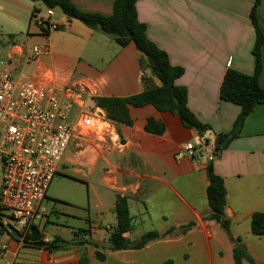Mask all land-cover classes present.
<instances>
[{
  "label": "crops",
  "instance_id": "1",
  "mask_svg": "<svg viewBox=\"0 0 264 264\" xmlns=\"http://www.w3.org/2000/svg\"><path fill=\"white\" fill-rule=\"evenodd\" d=\"M69 1L81 12L104 16L111 15L114 3V0ZM26 2L28 0H0V13L21 21L23 9L31 13L34 8L27 7ZM252 4L253 0L136 2L137 18L146 28V37L167 54L172 66L183 69L176 85L186 89L188 109L209 130L204 135L207 142L203 144L194 131L182 126L176 115L159 112L152 106L129 107L132 125L114 124L117 137L113 140L118 142L110 144L108 149L95 142L73 140L69 144L56 175L84 181L83 185L97 199L96 206L103 208L99 219H113L115 197L122 195L128 198L132 220V228L125 237L134 243L147 232L159 234V238L140 250L116 251L128 256L121 264L131 263L133 255L147 256L171 243L182 242L191 247L196 238L204 243L207 264H213L214 253L217 264H234L236 246L242 247L255 264H264V235H253L250 227L253 214H264V105L255 107L244 121L240 135L213 159V171L223 180L226 190L229 235L218 223L208 220L210 208L205 194L204 167L213 156L215 137L229 133L240 113L239 106L220 99L224 74L228 69L247 75L254 72L255 30L249 20ZM256 15L264 38V0ZM58 19L62 27L43 34L42 27L29 18L25 22L27 31L22 44H17L11 36L4 37V43L0 41V72L9 73L14 79L55 85L82 82L90 87L88 100L129 97L157 85L147 72L146 81L141 80L142 57L132 45L114 47L100 32L64 15ZM59 32L62 34L58 35ZM99 41L105 42L102 49L111 52L110 57L99 58L97 67L85 65L82 60L85 51L97 50ZM29 42L34 43L33 47L50 45V53L33 57ZM66 48L80 54L72 56ZM261 59L259 85L264 90V45ZM66 111L69 118L76 113L75 107L66 106ZM149 118L164 125L163 134L154 135L144 130ZM186 144L194 147L192 157L184 150ZM106 192L113 194L112 201L101 198V193ZM187 225L191 227L182 230ZM114 226L86 223L79 228H90L91 235L108 229L109 242ZM43 228L41 225L42 236ZM170 229L175 230L166 234ZM14 249L12 245V251ZM46 253L55 258L54 253ZM191 259L189 254L183 255L185 263ZM166 261L173 264L170 259ZM101 264H106L105 260Z\"/></svg>",
  "mask_w": 264,
  "mask_h": 264
},
{
  "label": "trees",
  "instance_id": "2",
  "mask_svg": "<svg viewBox=\"0 0 264 264\" xmlns=\"http://www.w3.org/2000/svg\"><path fill=\"white\" fill-rule=\"evenodd\" d=\"M32 3L39 2L46 8L59 10L67 19L76 20L88 29L100 32L108 36L119 48L132 45L138 54L141 55L143 72H147L150 78L159 80V84L148 91L141 92L129 97H92L88 103L94 108H99L105 113L106 118L114 124L126 126L132 125L129 116V107L142 108L152 106L159 112H169L176 115L182 126L196 133L203 144H206L204 135L209 128L200 123L187 107V91L184 87L176 85V80L183 74L181 67L172 66L167 54L160 50L146 37V28L140 23L136 13V2L138 0H114L112 13L109 16L97 13H85L77 10L69 0H28ZM262 0H253L249 13V20L255 30V42L252 48L254 57V72L251 75L228 69L223 77L220 87V99L240 107V113L236 118L232 130L229 133L217 134L214 143V153L205 167L204 172L207 180L205 190L206 199L210 208L208 220L219 224L222 230L229 235V221L225 216L226 190L223 180L213 171V159L225 150L229 143L240 135L246 118L254 111L257 105H264V90L259 85V77L262 71L261 49L264 45V38L257 22V10ZM36 9L33 8L30 21L34 17ZM143 82L146 79H141ZM144 130L147 133L161 135L164 132V125L154 119H147ZM0 217L5 216L1 213ZM115 226L109 237V250H140L148 242L159 238L157 232H147L136 242H130L125 234L131 228V217L128 208V198L116 195L114 201ZM3 232L7 233L4 224L0 223ZM184 226L182 230L190 228ZM253 235H264V214L255 213L250 221ZM175 229H170L166 234H171ZM30 235H26L25 243L35 249L44 250L50 254L63 250L71 243L54 237L49 241L41 240L38 243H30ZM82 244V243H81ZM95 257L104 261V255L95 253ZM234 264L247 262L255 264L246 251L236 246L233 250ZM88 264L86 259L82 260ZM79 264V262H78Z\"/></svg>",
  "mask_w": 264,
  "mask_h": 264
},
{
  "label": "built area",
  "instance_id": "3",
  "mask_svg": "<svg viewBox=\"0 0 264 264\" xmlns=\"http://www.w3.org/2000/svg\"><path fill=\"white\" fill-rule=\"evenodd\" d=\"M60 15L63 16L61 12ZM45 16L46 19L32 18L43 34L62 27L54 9L46 8ZM31 52L33 57L48 55L50 45L34 46ZM140 77L146 79L145 72ZM90 94V87L82 82L55 85L14 79L0 72V207L3 215L24 222L18 231L19 239H13L0 226V264H70L56 262L43 250H38L43 256L35 262H17L16 256L21 248L30 247L25 237L31 230L41 234L46 213L42 203L69 144L73 140L95 142L108 149L118 142L113 140L117 137L114 123L105 113L99 108H87ZM66 106L75 107L73 118H69ZM184 150L193 156L191 144H186ZM0 223L3 224L2 217Z\"/></svg>",
  "mask_w": 264,
  "mask_h": 264
},
{
  "label": "rangeland",
  "instance_id": "4",
  "mask_svg": "<svg viewBox=\"0 0 264 264\" xmlns=\"http://www.w3.org/2000/svg\"><path fill=\"white\" fill-rule=\"evenodd\" d=\"M26 5L27 7H34L36 9L35 16L37 18L46 19V7L41 3L28 1ZM54 12L58 17H61L59 10L54 9ZM30 15V11L24 8L21 13V21H16L0 13V41L4 43V39L8 35L15 38L17 44H22L27 31V23L25 22H28ZM61 34L62 32H59L58 35ZM104 37L110 41L111 45L118 47L108 36L104 35ZM104 43L99 41L96 44L97 47L95 48H98V51L95 49L93 51H85V59H82L85 65L87 63L91 67H97L100 63L99 58L107 59L110 57L111 52L106 51L105 48L102 49V46H105ZM33 45L34 43L32 42L28 43L30 49H32ZM67 50L72 56H78L80 54V52L78 53L69 48ZM0 57H2V54H0ZM87 108L92 109L94 107L89 102L87 103ZM1 178L2 162L0 160V180ZM83 183L84 181L82 180L63 178L62 175H55L46 192L47 198L42 203L46 210V217L41 223L44 226L42 232L43 239L49 241L54 237H59L71 243L63 250L54 253L56 262H67L70 264H78L79 262V264H85L82 260L86 259L88 264H101L104 261H100L95 257V253H101L105 257L106 264H121L120 262L124 261L123 258H128V256L127 254H121L116 251L110 252L108 250L110 245L107 239L108 229H101L98 234L91 235L90 228H79L86 223H89L91 226L101 224L104 227L115 225V216H113V219H109L108 217L104 220L99 219L103 215V208L99 205L96 206L97 199L92 192L88 191ZM100 196L105 201L113 200V194L110 192L101 193ZM161 207L164 208V205ZM2 221L4 227L9 224L17 231H21L24 225L23 221L16 222L7 216H2ZM99 235L103 237L101 238ZM213 244L214 241L211 242L212 247ZM38 250L32 247L21 248L17 253L16 261H38L40 254ZM186 253L192 258L188 263H185L183 260V255ZM205 253L203 241L200 238H196V241H194L191 247H187L182 242L171 243L164 245L161 250L153 251L147 256L143 254L133 255L131 257V263L128 261V263L124 264H170L166 261L167 259H170L173 264H207ZM217 263L218 259L214 253L213 264Z\"/></svg>",
  "mask_w": 264,
  "mask_h": 264
},
{
  "label": "water",
  "instance_id": "5",
  "mask_svg": "<svg viewBox=\"0 0 264 264\" xmlns=\"http://www.w3.org/2000/svg\"><path fill=\"white\" fill-rule=\"evenodd\" d=\"M156 82L159 84V80L156 79ZM8 234L13 238V239H19L20 238V234L18 233V231H16L11 225H6L5 226ZM43 239V236L40 235L37 231L35 230H31L30 231V243H38L39 241H41Z\"/></svg>",
  "mask_w": 264,
  "mask_h": 264
}]
</instances>
